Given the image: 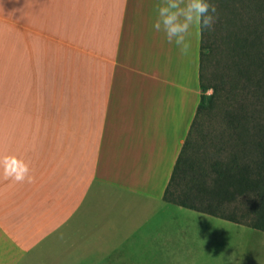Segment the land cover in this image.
Masks as SVG:
<instances>
[{"label": "crops", "instance_id": "crops-1", "mask_svg": "<svg viewBox=\"0 0 264 264\" xmlns=\"http://www.w3.org/2000/svg\"><path fill=\"white\" fill-rule=\"evenodd\" d=\"M163 3L0 0V157L33 177L0 168V264L163 246L166 207L230 223L164 198L201 100L202 33L182 54L154 28Z\"/></svg>", "mask_w": 264, "mask_h": 264}, {"label": "rangeland", "instance_id": "rangeland-1", "mask_svg": "<svg viewBox=\"0 0 264 264\" xmlns=\"http://www.w3.org/2000/svg\"><path fill=\"white\" fill-rule=\"evenodd\" d=\"M208 2L216 6V19L212 30L202 33L200 54L207 55L206 83L214 85L217 93L210 108L213 90L201 89L200 101L206 109L194 121L186 153L209 172L212 161H226L233 154L250 163L258 158L254 142L260 129L264 131V0ZM245 36L250 55L235 65L228 56L230 40ZM212 176L209 172L204 182L208 188ZM185 187L178 176L170 190L179 196ZM251 204V195L221 204L219 212L234 214L240 221L231 224L185 211L173 213L166 207L159 214L179 215L167 221L166 229L172 233L163 246L135 237L133 244L126 242L115 250L101 247L108 251L90 253L85 264H264V233L249 226Z\"/></svg>", "mask_w": 264, "mask_h": 264}, {"label": "trees", "instance_id": "trees-1", "mask_svg": "<svg viewBox=\"0 0 264 264\" xmlns=\"http://www.w3.org/2000/svg\"><path fill=\"white\" fill-rule=\"evenodd\" d=\"M204 32V31H203ZM235 38V36H234ZM250 47L247 45V37L230 40L228 56L233 64L241 62L250 55ZM207 55L200 54V87L203 90L212 89L213 93L207 107L213 108V96L217 93L214 85L206 83L204 74ZM249 67V66H246ZM206 106L200 101L197 106L194 121L199 118ZM194 121L190 127L189 134L182 146L175 163L170 182L165 190V200L184 208L206 213L215 217L225 219L234 223L240 221L234 214H226L218 211L223 203H233L242 196L251 195L252 204L247 214L250 216L249 226L264 233V131L260 129L258 138L255 140V148L258 151V158L255 162H246L237 154H233L226 161L214 160L210 163L212 186L207 187L204 182L208 171L201 163L191 160L187 156L186 148L189 145L190 133L193 130ZM180 176L185 181V189L179 196H173L170 187ZM205 201V204H204Z\"/></svg>", "mask_w": 264, "mask_h": 264}, {"label": "clouds", "instance_id": "clouds-1", "mask_svg": "<svg viewBox=\"0 0 264 264\" xmlns=\"http://www.w3.org/2000/svg\"><path fill=\"white\" fill-rule=\"evenodd\" d=\"M156 11L158 18L154 28L165 33L167 41L175 42L181 53L187 55L191 47L187 39L191 29L195 27L200 33L212 30L217 10L208 0H164ZM0 168L5 180L33 182V177L29 175V164L15 155L0 157Z\"/></svg>", "mask_w": 264, "mask_h": 264}]
</instances>
